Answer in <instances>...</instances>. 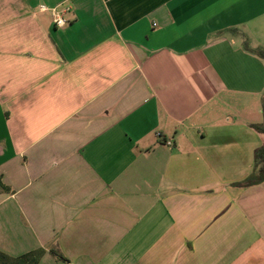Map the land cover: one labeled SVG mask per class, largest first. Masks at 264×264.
<instances>
[{"label":"crops","instance_id":"obj_1","mask_svg":"<svg viewBox=\"0 0 264 264\" xmlns=\"http://www.w3.org/2000/svg\"><path fill=\"white\" fill-rule=\"evenodd\" d=\"M242 34L264 47V0H0V251L264 264V182L234 185L262 143Z\"/></svg>","mask_w":264,"mask_h":264},{"label":"trees","instance_id":"obj_2","mask_svg":"<svg viewBox=\"0 0 264 264\" xmlns=\"http://www.w3.org/2000/svg\"><path fill=\"white\" fill-rule=\"evenodd\" d=\"M244 48L253 53L258 58L264 60V47H251L249 45V40L242 34ZM261 112H262V121L259 123H251L249 126L256 133L261 136L262 143L256 148L254 152V165L251 174L246 177L243 181L235 183L236 186L249 187L254 185H259L264 182V90L261 95ZM0 190L5 193H11L12 190L10 187L5 185L0 179ZM52 255L57 259L62 261H67V259L57 250L50 249ZM44 249H36L19 256H10L0 251V264H38L42 256L44 255Z\"/></svg>","mask_w":264,"mask_h":264},{"label":"built area","instance_id":"obj_3","mask_svg":"<svg viewBox=\"0 0 264 264\" xmlns=\"http://www.w3.org/2000/svg\"><path fill=\"white\" fill-rule=\"evenodd\" d=\"M38 10L41 12L48 11L51 14V18H52L54 26L61 28V27H64L68 23L66 14L70 12L71 7L70 6L48 7L46 5H40L38 7ZM164 142L168 146H171L173 144L170 139L165 140Z\"/></svg>","mask_w":264,"mask_h":264}]
</instances>
